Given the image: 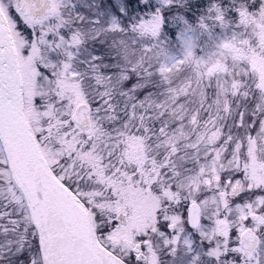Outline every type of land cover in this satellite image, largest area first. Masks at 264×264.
<instances>
[{
    "label": "snow or ice",
    "instance_id": "snow-or-ice-1",
    "mask_svg": "<svg viewBox=\"0 0 264 264\" xmlns=\"http://www.w3.org/2000/svg\"><path fill=\"white\" fill-rule=\"evenodd\" d=\"M0 264H264V0H0Z\"/></svg>",
    "mask_w": 264,
    "mask_h": 264
}]
</instances>
